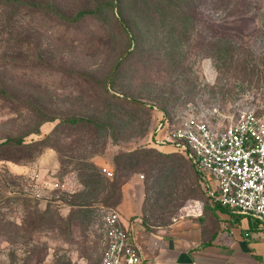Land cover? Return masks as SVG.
I'll return each instance as SVG.
<instances>
[{
  "label": "rangeland",
  "instance_id": "obj_1",
  "mask_svg": "<svg viewBox=\"0 0 264 264\" xmlns=\"http://www.w3.org/2000/svg\"><path fill=\"white\" fill-rule=\"evenodd\" d=\"M80 11L93 14L59 20ZM118 14L143 46L114 92L106 80L131 50ZM248 110L264 113V0H0V143L25 144L0 150V264H99L112 211L147 232L192 218L212 204L206 188L183 158L144 148L160 121ZM68 116L99 126L59 123ZM139 150L166 170L122 171ZM137 189L131 219L118 207ZM75 212L91 222L70 226Z\"/></svg>",
  "mask_w": 264,
  "mask_h": 264
},
{
  "label": "built area",
  "instance_id": "obj_2",
  "mask_svg": "<svg viewBox=\"0 0 264 264\" xmlns=\"http://www.w3.org/2000/svg\"><path fill=\"white\" fill-rule=\"evenodd\" d=\"M155 133L152 143L189 162L213 204L258 219L264 227V113L248 110L226 124L196 117L177 126L160 121ZM104 230L99 264H143L133 231L117 211L105 216Z\"/></svg>",
  "mask_w": 264,
  "mask_h": 264
},
{
  "label": "crops",
  "instance_id": "obj_3",
  "mask_svg": "<svg viewBox=\"0 0 264 264\" xmlns=\"http://www.w3.org/2000/svg\"><path fill=\"white\" fill-rule=\"evenodd\" d=\"M137 191L124 192L118 207L131 219L139 206ZM125 225L134 231L143 264H264L261 222L213 203L202 206L192 218L156 232L130 227L128 220Z\"/></svg>",
  "mask_w": 264,
  "mask_h": 264
},
{
  "label": "trees",
  "instance_id": "obj_4",
  "mask_svg": "<svg viewBox=\"0 0 264 264\" xmlns=\"http://www.w3.org/2000/svg\"><path fill=\"white\" fill-rule=\"evenodd\" d=\"M92 14L93 13L91 11H80L73 17H69L67 15L61 14L59 16V20L65 24L72 25V24L79 23L81 20L84 19V17L90 16ZM115 19H116V22H117V25L119 26V28L123 31V33H125V36H127V38H129L128 49L131 48V50L125 51L126 56L124 55V57L116 65L113 66L112 71H111L108 79L106 80V83L109 82L110 89L114 92H116L114 90V88H115L114 83L117 80L118 75L121 72H123L124 68H127L130 66L129 62H130L131 58L133 59L135 54H139V52L143 46V44L139 41V39L137 38V35L134 32L135 30H134L133 26H131L125 20V17L123 18V16H121V14H118L115 17ZM105 93L111 99H114L116 101H120L124 104H129L131 106L140 105L138 101L133 100V99H131L125 95H116L115 93H113V92L110 93L107 90H105ZM143 106H145V105L143 104ZM59 123L65 125V126H69V127L70 126L71 127H78V126L88 124V123H90L93 126H99L95 121H93L91 119H85V118L77 117V116L65 117V118L61 119ZM23 145H25V144L23 143V140H21V139H6L5 141L0 143V150H3V149L6 150L9 148L10 149H17V148L23 147ZM160 148L161 147L153 144L152 148H144V149H149V150L159 152ZM161 149H163V148H161ZM144 152L145 151H143V153H142V151L139 150V151L131 152L130 154H128L127 156H128V158H130V161L122 162V165H124L122 167V171L123 170L124 171H130L134 167H138L141 164L151 165V166H153L152 169L159 171V173H163L166 170L165 166L161 165V166L157 167V163L154 164V162H152L151 159L148 157V155L144 154ZM159 153L163 154L165 152H159ZM171 154H176L179 157L183 158L179 153H177L175 151H170V153H167V155H171ZM187 163L189 164V166L193 170L194 175L199 179V174L197 173V171L193 168V166L189 162H187ZM75 213H77V214L71 216L70 226L72 224L76 223L77 221H80V220H82L83 222H86V220L89 223L91 222L92 215L88 214L87 212H75Z\"/></svg>",
  "mask_w": 264,
  "mask_h": 264
}]
</instances>
